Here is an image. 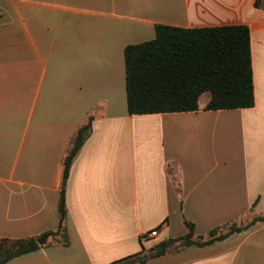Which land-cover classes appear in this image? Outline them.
Here are the masks:
<instances>
[{"label":"crops","instance_id":"0c3cea01","mask_svg":"<svg viewBox=\"0 0 264 264\" xmlns=\"http://www.w3.org/2000/svg\"><path fill=\"white\" fill-rule=\"evenodd\" d=\"M256 0H0V240L54 231L64 159L68 247L6 264H112L188 232L264 217V10ZM244 25L255 105L130 115L125 49L156 27ZM209 100V99H208ZM158 231V236L149 234ZM144 264H264V222Z\"/></svg>","mask_w":264,"mask_h":264},{"label":"trees","instance_id":"16d2710c","mask_svg":"<svg viewBox=\"0 0 264 264\" xmlns=\"http://www.w3.org/2000/svg\"><path fill=\"white\" fill-rule=\"evenodd\" d=\"M255 7L264 10V0ZM127 106L130 115L195 112L200 99L208 95L206 111L247 109L255 105L250 31L247 26L182 29L158 25L153 41L125 49ZM90 116L78 129L64 159L63 188L54 231L38 237L0 240V264L42 248L68 247L66 185L73 163L92 133ZM264 217H254L243 226L229 225L205 240L195 225L184 220L188 232L169 238L156 247L112 264H144L191 246L207 247L242 232ZM47 238L44 244L43 239Z\"/></svg>","mask_w":264,"mask_h":264},{"label":"built area","instance_id":"2783aa9c","mask_svg":"<svg viewBox=\"0 0 264 264\" xmlns=\"http://www.w3.org/2000/svg\"><path fill=\"white\" fill-rule=\"evenodd\" d=\"M158 236V231H153V232H151L150 234H149V237L150 238H155V237H157Z\"/></svg>","mask_w":264,"mask_h":264},{"label":"rangeland","instance_id":"374dc122","mask_svg":"<svg viewBox=\"0 0 264 264\" xmlns=\"http://www.w3.org/2000/svg\"><path fill=\"white\" fill-rule=\"evenodd\" d=\"M208 99H209V96H208V95H205V96H203V97L201 98L200 103H201V104H204L206 101H208Z\"/></svg>","mask_w":264,"mask_h":264},{"label":"water","instance_id":"95a60500","mask_svg":"<svg viewBox=\"0 0 264 264\" xmlns=\"http://www.w3.org/2000/svg\"><path fill=\"white\" fill-rule=\"evenodd\" d=\"M46 241H47V238L43 239V240L41 241V244H44Z\"/></svg>","mask_w":264,"mask_h":264}]
</instances>
